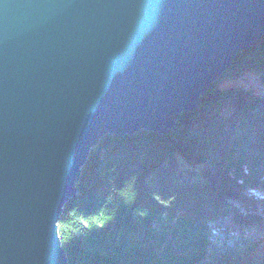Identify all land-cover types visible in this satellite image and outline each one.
Instances as JSON below:
<instances>
[{
    "label": "water",
    "instance_id": "95a60500",
    "mask_svg": "<svg viewBox=\"0 0 264 264\" xmlns=\"http://www.w3.org/2000/svg\"><path fill=\"white\" fill-rule=\"evenodd\" d=\"M264 37V0H0V264H69L103 136L168 134Z\"/></svg>",
    "mask_w": 264,
    "mask_h": 264
},
{
    "label": "trees",
    "instance_id": "16d2710c",
    "mask_svg": "<svg viewBox=\"0 0 264 264\" xmlns=\"http://www.w3.org/2000/svg\"><path fill=\"white\" fill-rule=\"evenodd\" d=\"M202 100L168 134H108L92 149L59 220L69 264H241L264 251L263 239L239 256L226 240L264 229V37Z\"/></svg>",
    "mask_w": 264,
    "mask_h": 264
},
{
    "label": "rangeland",
    "instance_id": "374dc122",
    "mask_svg": "<svg viewBox=\"0 0 264 264\" xmlns=\"http://www.w3.org/2000/svg\"><path fill=\"white\" fill-rule=\"evenodd\" d=\"M254 76L256 77V74H252V73L248 74V76H247V80L248 81L251 80L250 81L251 82V86L257 85ZM232 238H234V239L231 241ZM263 239H264V229L247 231L245 233V236H242V237L239 236V235L226 237V240L231 241L230 248L234 249L235 252H237L239 254V256L245 255V248H244L245 244H247L248 242H249V244L252 243V245L259 243L260 244L259 246H261L264 243L263 242L261 244ZM221 241L222 240H220V236H219V241H217V246L221 245ZM221 250L219 252H222ZM245 260L246 259H242V263L241 264H264V251H263V249H259L258 251H256L254 253V257H251L250 260H248V261H245Z\"/></svg>",
    "mask_w": 264,
    "mask_h": 264
}]
</instances>
